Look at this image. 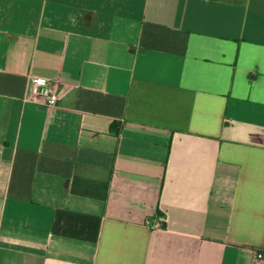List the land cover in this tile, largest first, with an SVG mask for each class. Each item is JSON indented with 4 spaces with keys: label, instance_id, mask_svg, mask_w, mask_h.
Returning <instances> with one entry per match:
<instances>
[{
    "label": "crops",
    "instance_id": "1",
    "mask_svg": "<svg viewBox=\"0 0 264 264\" xmlns=\"http://www.w3.org/2000/svg\"><path fill=\"white\" fill-rule=\"evenodd\" d=\"M258 250L264 0H0V264Z\"/></svg>",
    "mask_w": 264,
    "mask_h": 264
},
{
    "label": "built area",
    "instance_id": "2",
    "mask_svg": "<svg viewBox=\"0 0 264 264\" xmlns=\"http://www.w3.org/2000/svg\"><path fill=\"white\" fill-rule=\"evenodd\" d=\"M29 92L31 94L44 96L46 98L47 105H55L59 100V95L55 85L51 80L46 78L32 77ZM256 257L258 259H264V250L256 251Z\"/></svg>",
    "mask_w": 264,
    "mask_h": 264
},
{
    "label": "trees",
    "instance_id": "3",
    "mask_svg": "<svg viewBox=\"0 0 264 264\" xmlns=\"http://www.w3.org/2000/svg\"><path fill=\"white\" fill-rule=\"evenodd\" d=\"M162 226H165V224H162Z\"/></svg>",
    "mask_w": 264,
    "mask_h": 264
}]
</instances>
